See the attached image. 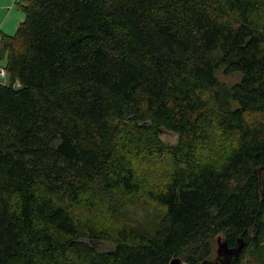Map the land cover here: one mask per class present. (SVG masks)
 I'll list each match as a JSON object with an SVG mask.
<instances>
[{
    "label": "trees",
    "instance_id": "16d2710c",
    "mask_svg": "<svg viewBox=\"0 0 264 264\" xmlns=\"http://www.w3.org/2000/svg\"><path fill=\"white\" fill-rule=\"evenodd\" d=\"M22 8L0 47V264H210L219 236L244 240L229 264H264V0ZM214 127L235 139L220 164L197 153ZM166 155L154 230L84 221L88 200L145 190L132 156Z\"/></svg>",
    "mask_w": 264,
    "mask_h": 264
},
{
    "label": "rangeland",
    "instance_id": "374dc122",
    "mask_svg": "<svg viewBox=\"0 0 264 264\" xmlns=\"http://www.w3.org/2000/svg\"><path fill=\"white\" fill-rule=\"evenodd\" d=\"M25 1L0 0V29L3 34L13 35L16 32L19 23L25 18L22 8ZM6 63V59L0 60L1 66H6ZM222 78L228 81L235 79L230 76H222ZM162 137L170 144L177 140L176 134L169 131H163ZM234 144L235 139L233 137L214 127L209 132L208 139L198 144V157L203 162L211 160L220 164L230 153ZM132 162L138 175L142 178L141 180L145 181V190L126 199V202L120 207V211L116 210L115 202L120 199L124 201L123 196H104L103 199L92 198L88 200L79 209L84 221L112 231H116L125 225H134V223L148 231L154 230V222L159 219L164 208L149 198L147 190L156 189L157 184L162 185L167 180L172 172V161L166 155V157L154 158L142 156L138 159L132 156ZM135 217L141 219L137 220ZM95 245L101 250L112 247L110 242L105 241L96 242ZM215 247L217 249L216 243Z\"/></svg>",
    "mask_w": 264,
    "mask_h": 264
},
{
    "label": "water",
    "instance_id": "95a60500",
    "mask_svg": "<svg viewBox=\"0 0 264 264\" xmlns=\"http://www.w3.org/2000/svg\"><path fill=\"white\" fill-rule=\"evenodd\" d=\"M217 256L214 261H210V264H229L230 261L238 255L239 251L244 245L243 238L238 239V243L234 247H230L228 243L222 240L219 236L217 241ZM207 262V261H206ZM169 264H184L180 257H174Z\"/></svg>",
    "mask_w": 264,
    "mask_h": 264
},
{
    "label": "built area",
    "instance_id": "2783aa9c",
    "mask_svg": "<svg viewBox=\"0 0 264 264\" xmlns=\"http://www.w3.org/2000/svg\"><path fill=\"white\" fill-rule=\"evenodd\" d=\"M3 40V33L0 30V47ZM9 84V73L5 66L0 65V85Z\"/></svg>",
    "mask_w": 264,
    "mask_h": 264
},
{
    "label": "flooded vegetation",
    "instance_id": "af4514ba",
    "mask_svg": "<svg viewBox=\"0 0 264 264\" xmlns=\"http://www.w3.org/2000/svg\"><path fill=\"white\" fill-rule=\"evenodd\" d=\"M217 244V243H216ZM216 256H217V249H216Z\"/></svg>",
    "mask_w": 264,
    "mask_h": 264
},
{
    "label": "crops",
    "instance_id": "0c3cea01",
    "mask_svg": "<svg viewBox=\"0 0 264 264\" xmlns=\"http://www.w3.org/2000/svg\"><path fill=\"white\" fill-rule=\"evenodd\" d=\"M1 30V29H0ZM2 32V31H1Z\"/></svg>",
    "mask_w": 264,
    "mask_h": 264
}]
</instances>
